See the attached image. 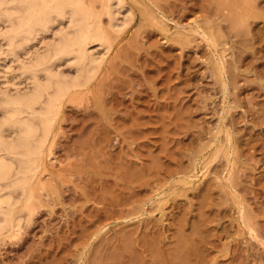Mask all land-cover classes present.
<instances>
[{"label":"rangeland","instance_id":"obj_1","mask_svg":"<svg viewBox=\"0 0 264 264\" xmlns=\"http://www.w3.org/2000/svg\"><path fill=\"white\" fill-rule=\"evenodd\" d=\"M122 1L0 264H264V0ZM6 54L1 91L28 89Z\"/></svg>","mask_w":264,"mask_h":264},{"label":"bare ground","instance_id":"obj_2","mask_svg":"<svg viewBox=\"0 0 264 264\" xmlns=\"http://www.w3.org/2000/svg\"><path fill=\"white\" fill-rule=\"evenodd\" d=\"M100 1L103 9L99 11L97 4L86 0H0V72L9 70L2 55L32 53L21 67L22 76L29 79L28 89H19L20 80H12L18 88L11 92V85L10 90L1 91V83L8 81L4 71L0 76V235L16 232L22 225L21 212L33 211L32 202L38 196L36 178L49 155V141L66 99L97 76L113 31H121L129 21L131 9L125 12L122 0ZM103 15L109 18V28L103 25ZM47 34L52 40L44 43ZM96 46L103 47L102 53ZM27 56L22 57L24 61ZM63 62L75 73L70 70L67 75ZM180 257L185 260L181 264H187Z\"/></svg>","mask_w":264,"mask_h":264}]
</instances>
